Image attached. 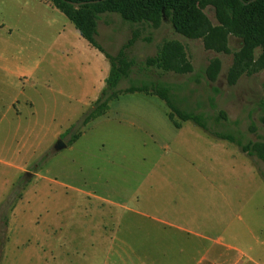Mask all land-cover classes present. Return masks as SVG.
<instances>
[{"label":"rangeland","instance_id":"obj_1","mask_svg":"<svg viewBox=\"0 0 264 264\" xmlns=\"http://www.w3.org/2000/svg\"><path fill=\"white\" fill-rule=\"evenodd\" d=\"M27 2L33 3L0 0V21L18 24L21 33L16 45L39 49L55 30L23 9ZM205 14L213 26L218 25L213 8ZM136 31L142 39L129 56L138 64L155 56L164 42L177 40L185 46L194 72L180 76L137 67L118 90L145 79L167 83L174 86L172 97L178 108L202 114L220 133L244 144L264 138L259 120L264 72L243 75L235 86L227 82L242 40L230 36L232 53L226 55L207 51L202 40L178 35L167 20L153 30L104 14L97 41L116 56ZM148 36L151 43L143 41ZM260 53L256 52L257 58ZM214 59L222 62V71L210 83L205 70ZM55 99L57 106L48 107L53 113L32 121L24 142L15 131L5 141L12 154L25 144L30 167L21 176L11 174L14 184L9 185H4L6 170L0 167V264H131L135 251L149 258L148 252L156 253L149 244L141 250L137 241L166 240L174 235L173 225L239 247L264 242L263 162L247 156L236 144L214 141L193 122L181 123L183 129L176 134L168 119L170 111L158 97L122 95L111 102L108 116L86 127L83 118L95 103L70 105ZM220 111L227 119L216 124L211 120ZM68 127L74 129L66 132ZM58 131L64 135L56 138ZM76 134L81 137L70 145ZM59 142L66 148L56 151ZM169 143V151H161ZM189 239L200 241L193 235Z\"/></svg>","mask_w":264,"mask_h":264},{"label":"crops","instance_id":"obj_2","mask_svg":"<svg viewBox=\"0 0 264 264\" xmlns=\"http://www.w3.org/2000/svg\"><path fill=\"white\" fill-rule=\"evenodd\" d=\"M32 2L25 3L23 9L32 12L37 22L55 30L52 31L55 34L51 40L39 46V49L16 45L19 41L16 37L21 33L18 24L0 21V167L6 170L3 173L4 185L14 184L11 174L14 176L17 172L21 176L30 167L29 158L25 155V144L12 154L5 144L8 136L15 131L20 142H24L25 137L30 136L32 121L37 123L43 116L53 113V108L49 112L48 107L51 104L57 106L55 98L65 99L66 104L70 105H93L105 89L111 70L106 57L81 36L52 2ZM66 29L73 33L67 34ZM51 99L54 101L51 102ZM51 118H57L55 113ZM170 123L173 126L171 121ZM173 128L179 134L183 126L181 124L180 129ZM204 132L218 143L224 141ZM193 133L204 140L196 132ZM62 135L64 134L58 131L56 138ZM2 137L5 138L3 142ZM170 145H162L161 151H169ZM209 145L216 148V144L210 142ZM170 228L174 235H167L166 240L137 241L136 245L141 250L149 244L156 249V253L148 252L151 256L149 258L135 251L133 262L129 259L131 264H264L262 241L255 242L253 247H239L226 243L221 237L211 240L184 227L173 225ZM190 235L200 241H191Z\"/></svg>","mask_w":264,"mask_h":264},{"label":"trees","instance_id":"obj_3","mask_svg":"<svg viewBox=\"0 0 264 264\" xmlns=\"http://www.w3.org/2000/svg\"><path fill=\"white\" fill-rule=\"evenodd\" d=\"M52 0L53 6L64 14L80 32L81 36L96 50L101 52L110 63L111 70L106 87L92 110L83 118L82 125L86 127L91 122L104 117L110 110L111 102L122 95L143 94L158 97L169 109L168 118L176 129L181 123L193 122L210 135L236 144L249 157L264 163V138L258 142L244 144L233 135H225L209 125L202 114L188 112L178 108L173 102L174 86L167 83L153 82L150 79L134 81L135 85L118 90L119 85L129 80L133 70L151 72L158 70L175 75H188L194 72L185 46L177 41H167L157 48L155 56L147 57L142 63H137L129 56L130 50L142 39L136 31L126 45L116 56L111 55L97 41L98 22L101 15L115 14L125 22L147 25L153 30L159 29L165 20L169 21L175 32L191 40H202L207 51L229 55V38L233 36L242 40L243 46L233 55V64L227 74L229 86H235L243 76H253L264 72V0ZM72 4H79L75 7ZM215 11L217 26H213L205 14L207 8ZM147 43L152 37L143 38ZM260 51L257 58L256 52ZM222 71V62L214 59L205 70L206 79L215 83ZM132 84V83H131ZM260 123L264 126V102L262 104ZM178 119L179 122L176 120ZM224 111L217 118H212L218 124L226 120ZM74 129V128H72ZM70 129V131L72 130ZM255 131L254 125L251 129ZM81 134H76L70 141L74 144ZM263 178H264V174Z\"/></svg>","mask_w":264,"mask_h":264},{"label":"water","instance_id":"obj_4","mask_svg":"<svg viewBox=\"0 0 264 264\" xmlns=\"http://www.w3.org/2000/svg\"><path fill=\"white\" fill-rule=\"evenodd\" d=\"M256 1H257V0H253L252 3H253V2H256ZM72 5H74L75 7L80 6L79 4H72ZM64 148H66V145L63 144L62 142H59V143L57 144L55 150H56V151H60V150H62V149H64Z\"/></svg>","mask_w":264,"mask_h":264}]
</instances>
